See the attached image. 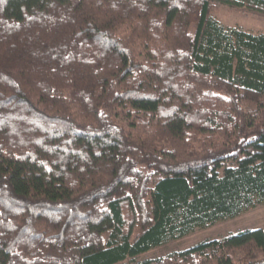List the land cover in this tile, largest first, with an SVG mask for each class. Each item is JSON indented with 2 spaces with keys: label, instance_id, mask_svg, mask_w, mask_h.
I'll return each instance as SVG.
<instances>
[{
  "label": "trees",
  "instance_id": "trees-1",
  "mask_svg": "<svg viewBox=\"0 0 264 264\" xmlns=\"http://www.w3.org/2000/svg\"><path fill=\"white\" fill-rule=\"evenodd\" d=\"M221 5L0 0V264H264V32Z\"/></svg>",
  "mask_w": 264,
  "mask_h": 264
},
{
  "label": "rangeland",
  "instance_id": "rangeland-1",
  "mask_svg": "<svg viewBox=\"0 0 264 264\" xmlns=\"http://www.w3.org/2000/svg\"><path fill=\"white\" fill-rule=\"evenodd\" d=\"M213 14L225 26H238L253 33L264 32V13L246 7L234 8L221 5ZM261 228L264 230V202L234 216L197 228L179 238L154 246L141 252L137 259L163 256L171 251L183 250L204 240L222 238L244 229Z\"/></svg>",
  "mask_w": 264,
  "mask_h": 264
}]
</instances>
